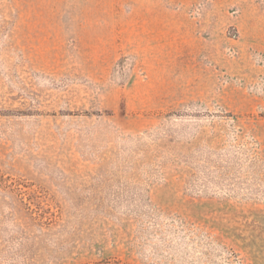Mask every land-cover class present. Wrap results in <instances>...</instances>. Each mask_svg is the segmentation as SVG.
<instances>
[{
  "label": "rangeland",
  "instance_id": "1",
  "mask_svg": "<svg viewBox=\"0 0 264 264\" xmlns=\"http://www.w3.org/2000/svg\"><path fill=\"white\" fill-rule=\"evenodd\" d=\"M0 264H264V0H0Z\"/></svg>",
  "mask_w": 264,
  "mask_h": 264
}]
</instances>
